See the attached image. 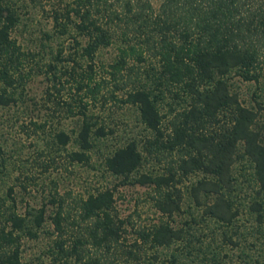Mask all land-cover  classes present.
<instances>
[{
    "label": "trees",
    "instance_id": "16d2710c",
    "mask_svg": "<svg viewBox=\"0 0 264 264\" xmlns=\"http://www.w3.org/2000/svg\"><path fill=\"white\" fill-rule=\"evenodd\" d=\"M38 11L51 20L42 35L70 36L71 52L58 47L44 58L11 35L21 18ZM106 46L115 48L113 58L98 61ZM35 73L47 80L45 98L62 115L77 118L76 128L56 129L52 138L58 147L75 146L66 149L72 162H88L95 140L113 130L90 111L92 100L110 97L135 107L147 133L115 146L102 162L121 183L148 186L164 216L136 227L124 244L112 187L71 201L52 195L54 255L74 264H122L121 255L123 264H153L142 255L146 248L183 236V227L171 221L185 194L201 214L232 222L237 160L247 162L257 185L252 210L258 217L264 212V118L227 82L231 74L264 75V0H161L156 8L150 0H0V102L13 100V89ZM61 77L73 86L68 98ZM104 77L112 79L106 94ZM152 159L160 167L141 169ZM43 221V206L19 213L0 195V264H21L22 236H36Z\"/></svg>",
    "mask_w": 264,
    "mask_h": 264
},
{
    "label": "rangeland",
    "instance_id": "374dc122",
    "mask_svg": "<svg viewBox=\"0 0 264 264\" xmlns=\"http://www.w3.org/2000/svg\"><path fill=\"white\" fill-rule=\"evenodd\" d=\"M150 1L156 8L161 0ZM50 29V18L38 11L21 18L11 35L22 47L32 51L39 49L44 58H49V49L52 53L58 47L63 54L71 52L74 45L70 36L46 38L42 35V31ZM115 51L113 46L103 47L97 60L110 61ZM61 80L63 95L68 98L73 90L70 78L61 77ZM104 80L101 92L106 94L112 86V79L104 77ZM227 82L243 103L257 107L259 117L264 118V75L254 80L231 74ZM46 85L44 75L32 74L22 86L13 89V100L0 102V195L5 197L6 203L12 202L19 213L39 206L44 208V221L36 236L25 234L21 238V264H74L72 259L51 252L55 236L49 219L54 208L50 201L52 195L61 194L66 201H71L88 191L112 187L115 212L123 219L124 244L133 239L136 227L147 226L164 216L153 206L148 186L121 183L102 162L103 155L115 146L130 138L140 141L147 133L135 107L120 104L110 97L98 96L92 100L90 111L113 130L95 140L88 162H72L66 149L75 146L68 143L66 149L58 147L52 138L56 129L70 132L76 128L77 118L62 115L52 100L45 98ZM165 93L169 95L168 91ZM116 94L122 95L121 90ZM167 107L163 102L161 111L166 112ZM158 167L160 165L152 159L141 169ZM232 173L235 188L231 196L237 214L231 223L224 224L201 214V207L195 206L185 194L180 210L172 214L171 221L173 225L183 227L182 238L167 246L148 247L143 251V257L152 260L153 264H264V212L258 217L250 206L257 199V185L245 160H237ZM119 260L123 264L124 255Z\"/></svg>",
    "mask_w": 264,
    "mask_h": 264
}]
</instances>
